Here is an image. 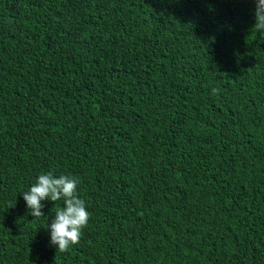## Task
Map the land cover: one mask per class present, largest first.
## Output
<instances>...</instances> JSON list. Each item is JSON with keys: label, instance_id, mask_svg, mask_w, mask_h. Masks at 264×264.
<instances>
[{"label": "trees", "instance_id": "16d2710c", "mask_svg": "<svg viewBox=\"0 0 264 264\" xmlns=\"http://www.w3.org/2000/svg\"><path fill=\"white\" fill-rule=\"evenodd\" d=\"M255 23L253 0H0V264H264ZM46 172L90 213L65 251L46 228L62 202L33 217L21 194Z\"/></svg>", "mask_w": 264, "mask_h": 264}, {"label": "clouds", "instance_id": "9594fccd", "mask_svg": "<svg viewBox=\"0 0 264 264\" xmlns=\"http://www.w3.org/2000/svg\"><path fill=\"white\" fill-rule=\"evenodd\" d=\"M254 17L257 31H264V0H253ZM182 141L175 126L163 129L158 133L155 146L161 150L166 158ZM18 154L14 150L7 152L2 161L10 173V181L18 185V175L15 172V164ZM203 156L192 159L183 169L186 171L185 186L188 180H192L202 163ZM9 166V167H7ZM79 180L71 175H54L52 172L39 174L35 182L26 191H21L25 207L33 217L43 216L42 211L48 201H61L62 207L55 210L51 222L47 224L49 243L56 251H65L75 245L81 236L82 229L89 220L90 213L83 199L78 194ZM184 186V187H185ZM216 198L233 195L227 184L217 181L216 188L212 191Z\"/></svg>", "mask_w": 264, "mask_h": 264}, {"label": "rangeland", "instance_id": "374dc122", "mask_svg": "<svg viewBox=\"0 0 264 264\" xmlns=\"http://www.w3.org/2000/svg\"><path fill=\"white\" fill-rule=\"evenodd\" d=\"M48 97H49V95H48ZM14 152L16 153V154H18L19 153V150H14ZM6 154V153H5ZM4 154V155H5Z\"/></svg>", "mask_w": 264, "mask_h": 264}]
</instances>
